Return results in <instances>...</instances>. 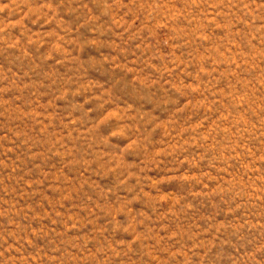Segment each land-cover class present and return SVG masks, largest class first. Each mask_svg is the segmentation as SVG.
I'll list each match as a JSON object with an SVG mask.
<instances>
[{"label":"rangeland","instance_id":"obj_1","mask_svg":"<svg viewBox=\"0 0 264 264\" xmlns=\"http://www.w3.org/2000/svg\"><path fill=\"white\" fill-rule=\"evenodd\" d=\"M0 264H264V0H0Z\"/></svg>","mask_w":264,"mask_h":264}]
</instances>
